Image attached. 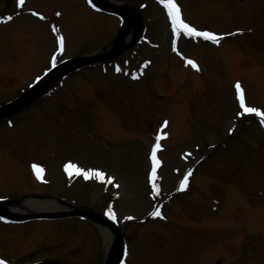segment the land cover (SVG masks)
Instances as JSON below:
<instances>
[{
  "label": "rangeland",
  "instance_id": "374dc122",
  "mask_svg": "<svg viewBox=\"0 0 264 264\" xmlns=\"http://www.w3.org/2000/svg\"><path fill=\"white\" fill-rule=\"evenodd\" d=\"M118 1L142 7L150 37L118 61L135 60L128 67L134 72L150 59L147 73L131 81L97 65L73 72L33 109L13 117L14 126L0 122V196L51 194L104 215L107 200L120 196L113 207L121 220L142 217L124 227L127 264H264V132L250 116L238 115L234 85L245 88L248 106L264 111V0H177L194 26L227 34L219 45L183 40L185 56L201 66L198 73L170 51L171 26L158 15L160 4ZM24 6L0 25V103L26 90L50 64L58 47L53 27L64 37L61 61L99 50L120 30L116 17L93 11L84 0H27ZM29 8L44 19L25 13ZM10 9L0 0L2 15ZM158 135L164 165L153 195L148 150ZM184 150L193 155L183 161ZM200 158L188 187L176 193L180 175ZM67 159L86 170L103 167L120 185L69 182L60 169ZM34 162L44 169L37 183L28 172ZM168 194L165 218L150 220L157 200ZM250 241L252 251L244 249ZM111 244L87 219L0 223V257L10 264L54 258L103 264Z\"/></svg>",
  "mask_w": 264,
  "mask_h": 264
},
{
  "label": "snow or ice",
  "instance_id": "6c2138e0",
  "mask_svg": "<svg viewBox=\"0 0 264 264\" xmlns=\"http://www.w3.org/2000/svg\"><path fill=\"white\" fill-rule=\"evenodd\" d=\"M24 2L25 0H18V3L20 5H23ZM87 2L93 9H96L97 11H99V9H97L96 4L93 3V0H87ZM159 2L167 10V17L171 22V31L174 37L173 39L174 50H175L176 40L177 38L181 36V34L186 35L188 37H202L205 40L213 41L216 43H219L221 36L224 35V34H217L214 31H210L206 29L201 30L197 26H194L193 24L187 22L183 18L181 8L179 4L176 2V0H159ZM34 15L39 16L41 19H44L43 15L40 12H34ZM56 15L59 16L60 13L57 12ZM3 19L11 20L12 17L8 16ZM52 31L57 33L56 39H57V44H58L56 52L52 54L51 59H50L51 66L54 68L57 64L56 53L62 52L64 50V37L59 34L60 30L56 27H53ZM237 31H240V30L238 29ZM187 63L192 65L193 67H198L195 61L191 59L187 60ZM119 70H120L119 67H117V71ZM35 79L39 81L41 77L37 76ZM235 88L237 90V95L239 97V106L242 109V112L238 113V115H242L243 113L256 114L257 116L261 118L260 123L264 124V111H261V109L257 107H250L245 103L244 92H243V89L241 88L240 82H236ZM167 123H168L167 121H164L163 125L166 126ZM9 124H11V121H9ZM160 138L161 137L159 135L156 137L157 142L153 144L151 148V157H150L151 158V172L149 173V181L151 182L153 195H158L160 191L159 185L155 183V181L157 180V168L161 164V161L157 157V150L161 148V145L159 143ZM32 167L35 170V174L37 178H42L41 173L43 172V169L35 164H33ZM64 169L65 171L68 172L69 175H72L74 171L76 175H83L85 179L95 177L96 179L103 180L105 178V173L99 169L89 168L85 170L84 168L78 167L77 165L73 163L65 164ZM190 174H191V169H189L188 173H186L183 179L181 180L180 182L181 189L187 186ZM107 180L108 182L111 183L114 180V177H107ZM116 187H119V185H116ZM0 199H3V197H0ZM105 215L109 216L113 220H116V213L111 206L108 207L107 211L105 212ZM149 215L152 217H160L161 219L165 218L163 217L159 206L154 208L153 211L149 213ZM4 219L5 217L0 216V220H4ZM126 219H133V218L126 217ZM125 254L127 255V253ZM0 264H8V262L3 259H0ZM121 264H124V262L122 261Z\"/></svg>",
  "mask_w": 264,
  "mask_h": 264
},
{
  "label": "water",
  "instance_id": "95a60500",
  "mask_svg": "<svg viewBox=\"0 0 264 264\" xmlns=\"http://www.w3.org/2000/svg\"><path fill=\"white\" fill-rule=\"evenodd\" d=\"M95 2L100 5L101 8L108 10L110 12H115L120 14L123 19H124V25H125V31L131 27L133 22H138L139 25V31L137 34H135L132 42L129 44L130 46L134 44L141 33L142 30V23H141V16L139 13L133 9H130L128 7H122L118 5H114L111 3H106L103 0H95ZM123 50V49H122ZM120 50V51H122ZM111 55V54H110ZM108 54L104 55L102 58H106L110 56ZM102 58H77L72 60L71 62H68L66 64L61 65L60 67L56 68L50 75H48L39 85L31 89L28 93L17 99L16 101L12 102L11 104L5 106V109H7L6 114H12L18 110H20L22 107L27 105L29 102H31L39 93H41L52 81H54L56 78L64 74L65 72L81 66L83 64H88L91 62H95L96 60L102 59ZM0 214H4L10 218L21 220L25 218H31V217H36V216H44V217H53V216H63L62 214H50V213H45V214H34L32 216H16L5 209L1 207L0 205ZM78 214H84L89 217H93L96 219H101L100 216L97 214H92L86 211H79ZM102 220V219H101ZM116 231V239L114 242V246L110 252V254L107 257L106 263L105 264H120L123 256V249H124V238L123 235L118 231V229L115 228ZM55 264V263H53Z\"/></svg>",
  "mask_w": 264,
  "mask_h": 264
},
{
  "label": "bare ground",
  "instance_id": "6f19581e",
  "mask_svg": "<svg viewBox=\"0 0 264 264\" xmlns=\"http://www.w3.org/2000/svg\"><path fill=\"white\" fill-rule=\"evenodd\" d=\"M184 18H185V14H184ZM122 34L124 33L122 32ZM149 68L150 67H148L147 69ZM19 205L21 206L18 207ZM10 206H13L11 207V209L16 212H32V211H42V210L53 211V210H58L62 208L61 206L57 205L53 201L36 200V199H26V200H23L20 204H13ZM101 230L103 232L106 244L109 245V243L111 242V238H112L111 231L107 230L104 227L101 228Z\"/></svg>",
  "mask_w": 264,
  "mask_h": 264
}]
</instances>
